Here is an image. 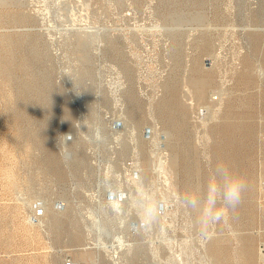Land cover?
Segmentation results:
<instances>
[{
  "label": "rangeland",
  "instance_id": "rangeland-1",
  "mask_svg": "<svg viewBox=\"0 0 264 264\" xmlns=\"http://www.w3.org/2000/svg\"><path fill=\"white\" fill-rule=\"evenodd\" d=\"M0 264H264V0H0Z\"/></svg>",
  "mask_w": 264,
  "mask_h": 264
},
{
  "label": "clouds",
  "instance_id": "clouds-1",
  "mask_svg": "<svg viewBox=\"0 0 264 264\" xmlns=\"http://www.w3.org/2000/svg\"><path fill=\"white\" fill-rule=\"evenodd\" d=\"M245 188V181L243 178L235 177L230 188V194L233 198V202L238 203L242 197L243 191Z\"/></svg>",
  "mask_w": 264,
  "mask_h": 264
},
{
  "label": "bare ground",
  "instance_id": "bare-ground-1",
  "mask_svg": "<svg viewBox=\"0 0 264 264\" xmlns=\"http://www.w3.org/2000/svg\"><path fill=\"white\" fill-rule=\"evenodd\" d=\"M177 104V103H176ZM175 107V106H174ZM233 162V161H232ZM236 164V163H235ZM234 165V164H233Z\"/></svg>",
  "mask_w": 264,
  "mask_h": 264
}]
</instances>
